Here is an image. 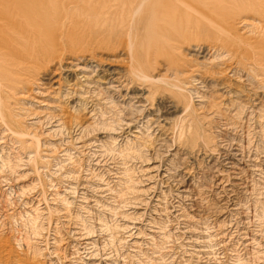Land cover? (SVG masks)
<instances>
[{
    "label": "rangeland",
    "instance_id": "obj_1",
    "mask_svg": "<svg viewBox=\"0 0 264 264\" xmlns=\"http://www.w3.org/2000/svg\"><path fill=\"white\" fill-rule=\"evenodd\" d=\"M19 2L0 24L42 64L2 94L0 264H264V0Z\"/></svg>",
    "mask_w": 264,
    "mask_h": 264
},
{
    "label": "bare ground",
    "instance_id": "obj_2",
    "mask_svg": "<svg viewBox=\"0 0 264 264\" xmlns=\"http://www.w3.org/2000/svg\"><path fill=\"white\" fill-rule=\"evenodd\" d=\"M211 1H215V2H217V0H202V1H199V0H193V2H195V3H201L202 2V4L203 5H211L210 4V2ZM218 2H219V0H218ZM220 4L222 3V2H219ZM21 4H20V2H19V0H15L14 2L13 1H9V0H0V14H1V18H4L5 16H7L8 14H9V12H10V8L11 7H19ZM244 7V6H243ZM16 25L15 24H0V126L2 125L3 126V129H2V131H4V132H8V134L9 135H11L12 136V139H11V142L10 143H12V144H17V147H19L18 145H21V146H23L25 143H23L22 142V140L24 141L25 140V138H26V136L25 135H23L24 134V130H21V127H20V123H19V120H20V118L18 117L19 115H17V114H15V112H13L10 108H8V107H5V106H3V97H2V94L4 93V91H12V90H15L18 86H19V88H20V85L22 86V87H24V84H25V78H26V75H27V73H28V71L29 70H31V69H33V68H36V69H39V67L41 66V64L42 63H40V59H37L36 58V55L34 54H32L33 52H38V49L34 46V43L36 42V40L38 39L37 37H29V35H20V33H18V32H16L13 28L15 27ZM249 32V31H248ZM251 32V31H250ZM249 32V33H250ZM226 38V37H225ZM236 41V40H235ZM240 43V42H239ZM226 44V43H225ZM33 45V46H32ZM28 46H30V47H32V51L33 52H31V51H29V53H28V56H27V59H25L26 60V63H28L30 66L29 67H23V66H21V65H19V64H17V62L16 61H18V60H22L23 59V57L21 56V49L22 48H28ZM26 50V49H25ZM25 50H24V52H25ZM204 49L203 48H200V47H198L197 49H195L194 51H196L197 53H202V52H204L203 51ZM220 50V49H219ZM214 51V50H213ZM243 53V52H242ZM203 54V53H202ZM212 54V53H211ZM199 56V55H198ZM201 56V55H200ZM254 56V55H253ZM90 59V58H89ZM214 59V58H213ZM222 59V58H221ZM254 59H255V57H254ZM258 59H263V58H258ZM79 60V59H78ZM216 60V59H215ZM223 60V59H222ZM82 61V60H81ZM81 61H80V63H81ZM18 63H20V62H18ZM260 63V64H259ZM259 63H257V64H259V66L262 64L261 62H259ZM83 64V63H82ZM71 65V67L72 68H74L73 70V72H76V73H79V74H83V73H86V72H89V70L87 69L88 67H89V65L86 63V64H83L82 66H80V65H78V64H70ZM264 65V64H263ZM262 66V65H261ZM249 69H251V72H252V68H249ZM57 70H60V69H57ZM56 69H55V71L54 72H52V71H50V72H48L46 69L44 70V72H43V75H42V77H41V82H48V89H50V87L51 86H54V85H57V87L58 88H62L61 87V80H62V78H61V76L60 75H57V71ZM98 70V69H97ZM264 70V69H263ZM62 71H66V69L64 70V68H63V70ZM70 71V70H69ZM96 71V70H95ZM113 71V70H112ZM52 72V75L51 76H49L50 75V73ZM115 72V74L116 73H118L117 71H114ZM251 72H249V73H251ZM72 73V72H71ZM70 72H69V74H71ZM75 73V74H76ZM113 73V72H112ZM253 73V72H252ZM255 73V72H254ZM91 74V73H90ZM114 74V73H113ZM114 74V75H115ZM256 75H257V73H256ZM255 75V76H256ZM264 75V74H263ZM34 76V75H33ZM44 76H46L47 78H44ZM66 76V75H65ZM68 76V75H67ZM162 76V75H161ZM171 76V75H170ZM254 75H253V77H255ZM58 77V78H57ZM63 77V76H62ZM166 77V76H165ZM168 77V76H167ZM78 78V77H77ZM76 78V79H77ZM121 78V77H120ZM116 79V78H115ZM115 79H113V78H110V79H107V85H108V87H107V90H115V89H117V88H119L118 86H116L117 84H118V82H115L114 80ZM118 79V78H117ZM157 79H160V77L159 78H157ZM165 79V78H164ZM66 80V79H65ZM73 80V79H72ZM74 81H75V79H74ZM157 81V80H156ZM162 81H164V80H162ZM264 81V80H263ZM67 83H70L71 81H66ZM76 82V81H75ZM168 82V81H167ZM204 82V81H203ZM165 83V82H164ZM199 83V82H198ZM205 83V82H204ZM203 83V84H204ZM38 84H39V82H38ZM44 84V83H43ZM43 84H41V86L43 85ZM73 84H75L74 82H72V84L71 85H73ZM116 84V85H115ZM120 84V83H119ZM201 84V83H200ZM36 86H38L37 84H35ZM40 85V84H39ZM69 84H67L66 86H68ZM78 85V84H77ZM122 85H123V83H122ZM40 86V87H41ZM46 86V85H45ZM70 86V85H69ZM124 86V85H123ZM215 86V85H214ZM56 87V88H57ZM122 87V86H121ZM224 87H225V85H224ZM36 88V87H35ZM71 88V87H70ZM74 88V87H73ZM226 88H227V86H226ZM226 88H220L221 89V91L222 90H228V89H226ZM54 89V88H53ZM52 89V90H53ZM63 89V88H62ZM82 89V88H81ZM80 89V90H81ZM38 90V89H37ZM46 90V89H45ZM51 90V89H50ZM65 90V89H64ZM67 90H68V88H67ZM66 90V91H67ZM69 90H71V89H69ZM79 90V89H78ZM123 90H124V88H123ZM47 91H49V90H46V92ZM119 91V90H118ZM118 91L116 90L115 92H117L118 93ZM13 92V91H12ZM12 92H10V93H12ZM77 92V91H76ZM79 92V91H78ZM83 92V91H82ZM107 92V91H106ZM110 92H112V91H110ZM120 92V91H119ZM219 92V91H218ZM223 92V91H222ZM225 92V91H224ZM223 92V93H224ZM228 92V91H227ZM233 92V91H232ZM26 93V92H25ZM30 93V92H29ZM87 93V92H86ZM86 93H84V94H86ZM125 93V92H124ZM226 93V92H225ZM125 94H127V93H125ZM232 94V93H231ZM4 95V94H3ZM62 95V94H61ZM69 95V91H68V94H67V96ZM70 95H72V94H70ZM80 95H82V94H80ZM137 95V94H136ZM5 96V95H4ZM83 96V95H82ZM124 96V95H123ZM8 97V96H7ZM66 96H64L63 98H65ZM68 97H70V96H68ZM129 97V96H128ZM78 98V97H77ZM82 98V97H81ZM81 98H80V100H81ZM84 98V97H83ZM234 98V97H233ZM66 99H67V97H66ZM66 99H64V101L66 100ZM69 99V98H68ZM128 99H131V100H134V98L132 97V96H130ZM142 99V98H141ZM235 99V98H234ZM77 100V99H76ZM78 100H79V98H78ZM111 100V99H110ZM142 101V100H141ZM237 101V100H236ZM74 102V101H73ZM81 102H82V100H81ZM80 102V103H81ZM85 102H86V100H85ZM85 102H83V103H85ZM240 102V101H239ZM131 103V102H130ZM237 103V102H236ZM79 104V103H78ZM112 104V103H111ZM235 104V103H234ZM17 105V104H16ZM77 104H75V106H76ZM113 105V104H112ZM116 105V104H115ZM115 105H114V107H115ZM79 106V105H78ZM83 107V106H82ZM111 107V106H110ZM242 107V106H241ZM87 108V107H86ZM130 108V107H129ZM135 108V107H134ZM143 108V107H142ZM239 108H240V106H239ZM74 109V108H73ZM79 109V108H78ZM83 109H85V108H83ZM131 110H133V109H131ZM79 111V110H78ZM78 111H76V112H78ZM84 111V110H83ZM83 111L81 110V112L83 113ZM86 111H87V109H86ZM133 111H135V110H133ZM20 111H18V113H19ZM75 112V113H76ZM80 111H79V113H81ZM85 112V111H84ZM122 112V111H121ZM172 112V111H171ZM89 113V112H88ZM261 113V112H260ZM134 114V113H133ZM217 114V113H216ZM215 114V115H216ZM59 115V114H58ZM79 115V114H78ZM264 115V114H263ZM22 116V115H21ZM20 116V117H21ZM76 116H77V113H76ZM217 116H219V115H217ZM48 117V116H47ZM49 117H50V115H49ZM47 118V120L48 119H52V121H53V118L51 117V118ZM22 118V117H21ZM70 119L72 118V116L71 117H69ZM74 118V117H73ZM77 118V117H76ZM75 118V119H76ZM79 118V117H78ZM220 118V117H219ZM46 119V118H45ZM54 119H56V117L54 118ZM70 119H69V122H70ZM60 120L61 119H56V123H58V124H60L59 122H60ZM262 120V119H261ZM43 121H44V119H43ZM43 121H41L40 123H42ZM68 121V120H67ZM77 121H79V119L77 120ZM63 123H64V121H62ZM71 122H72V119H71ZM71 122H70V124H71ZM76 122V121H75ZM136 122V121H135ZM46 123V122H45ZM48 123H49V121H48ZM78 124H77V126H79V122H77ZM117 123V122H116ZM115 123V124H116ZM122 122H119V124H116V125H120ZM132 123H134V122H132ZM43 124V123H42ZM49 124H51V123H49ZM58 124H56V125H58ZM62 124V123H61ZM60 124V125H61ZM149 124V123H148ZM64 125H65V123H64ZM88 125H91V123L90 124H88ZM59 126V125H58ZM58 126H57V128H58ZM62 126H63V124H62ZM70 126V125H69ZM76 126V125H75ZM92 126V125H91ZM126 126V125H125ZM227 126V125H226ZM64 128L63 129H65V127L66 126H63ZM71 127V126H70ZM86 127H88V126H86ZM114 127V126H113ZM113 127H112V129H113ZM79 128H80V130L81 129H85V128H83L82 126H79ZM119 127L117 126V129H118ZM124 128V127H123ZM147 128H148V126H147ZM28 129V128H27ZM26 129V130H27ZM75 129V128H74ZM116 129V128H115ZM122 129V128H121ZM57 130V129H56ZM60 130H61V128H60ZM66 130V129H65ZM64 130V131H65ZM68 130V129H67ZM66 130V131H67ZM147 130V129H146ZM149 130V129H148ZM58 131V130H57ZM57 131H55V132H57ZM69 131V130H68ZM83 132H84V130H82ZM158 131V130H157ZM3 132V133H4ZM112 132H114V131H111V133ZM117 132V131H116ZM255 132V131H254ZM3 133H1V134H3ZM110 133V132H109ZM110 133V134H111ZM146 133V132H145ZM261 133V132H260ZM5 135V133L2 135V137ZM31 135V134H30ZM148 135V134H147ZM223 135V134H222ZM1 136V135H0ZM27 136H29V135H27ZM32 136V135H31ZM35 136V135H34ZM150 136V135H149ZM10 137V136H9ZM159 137V136H158ZM32 138V137H31ZM149 138V137H148ZM200 138V137H199ZM1 139V138H0ZM34 139V138H33ZM149 139H151V138H149ZM159 139V138H158ZM8 140V139H7ZM109 140L110 141H112L110 144H111V146L113 145H115L114 143V140L112 139V137H110L109 138ZM109 140H105V141H109ZM161 140V142H162V140L163 139H160ZM10 141V140H9ZM109 141V142H110ZM157 141H159V140H157ZM3 142H5V141H3ZM109 142H106V144L108 143L109 144ZM127 142V141H126ZM1 143H2V139H1ZM105 142H103V144H104ZM157 143V142H156ZM159 143V142H158ZM157 143V144H158ZM162 144H163V142H162ZM162 144H160L159 143V146H162ZM195 144H197V143H195ZM194 144V145H195ZM30 144H28V146H29ZM32 145V144H31ZM166 145V144H165ZM25 146H27V145H25ZM27 146V147H28ZM107 146V145H106ZM105 146V147H106ZM110 146V147H111ZM127 146V147H126ZM158 146V147H159ZM197 145H195L194 147H196ZM250 146V145H249ZM10 147H11V145H10ZM30 147V146H29ZM34 147V146H33ZM109 147V148H110ZM125 147H126V149H124V151H125V153H127V154H130L131 152L133 153H135L136 151H138V150H142L141 148H143L139 143L138 144H136V143H134V144H129V142L126 144L125 143ZM124 147V148H125ZM13 148V147H12ZM115 148V147H114ZM14 149H16V148H14ZM13 149V150H14ZM18 149V148H17ZM23 149V148H22ZM113 149V147L111 148V150ZM20 150V149H19ZM131 150H135V151H131ZM10 151V150H9ZM123 151V152H124ZM126 151H131L130 153L129 152H126ZM22 153V152H21ZM36 153V152H35ZM118 153H122V151L121 152H118ZM178 153V152H177ZM176 153V154H177ZM184 153V152H183ZM186 153V152H185ZM25 154V153H24ZM23 154V155H24ZM27 154V153H26ZM190 154V153H189ZM35 155V154H34ZM123 154H121L120 156H122ZM125 155V154H124ZM123 155V156H124ZM184 155V154H183ZM182 155V156H183ZM187 155H188V153H187ZM28 156V155H27ZM186 156V155H185ZM223 156V155H222ZM36 157H37V154H36ZM189 157V156H188ZM17 158H18V156H17ZM29 158H31V157H29ZM227 158V157H226ZM19 159V158H18ZM40 159V158H39ZM20 160V159H19ZM18 160V161H19ZM29 160V159H28ZM36 160V159H35ZM30 161V160H29ZM33 161V160H32ZM185 161V160H184ZM42 162V161H41ZM21 164V163H20ZM15 167L16 166H19L18 164L17 165H14ZM13 166V167H14ZM181 166V165H180ZM14 167V168H15ZM13 168V169H14ZM17 168V167H16ZM181 169H183V168H181ZM187 171V170H186ZM167 173V172H166ZM186 173V172H185ZM184 174V173H183ZM189 174V173H188ZM182 175V174H181ZM186 175V174H185ZM184 176V175H183ZM182 178V177H181ZM179 179V178H178ZM180 180V179H179ZM183 180V179H182ZM181 181V180H180ZM130 182V181H129ZM129 182H127V184L129 183ZM181 182H183V181H181ZM181 182H180V184H181ZM130 183H132V182H130ZM179 182L177 181V184H178ZM186 184V183H185ZM183 185H184V183H183ZM182 186V185H181ZM126 187V186H125ZM187 187V186H186ZM127 190L126 191H129L130 189H131V187L128 185L127 187ZM184 188V187H183ZM133 190V189H132ZM127 206V205H126ZM32 224H34V223H32ZM31 224V225H32ZM33 226V225H32ZM31 226V227H32ZM90 232V231H89ZM26 240V239H25ZM3 241H7V240H3ZM18 242V241H17ZM1 243V242H0ZM5 243V242H4ZM4 243L2 242L1 244H3L4 245ZM1 244H0V246H1ZM6 246V245H5ZM4 246V247H5ZM8 246V245H7ZM21 246V245H20ZM9 247H11L10 245H9ZM24 247H28V245L26 246H24ZM2 250H4L5 251V249H3V248H1ZM10 248H8L7 250H9ZM2 250H0V252L2 251ZM20 250V249H19ZM26 250V249H25ZM28 250V249H27ZM8 252V251H7ZM2 253V252H1ZM21 253V252H20ZM7 254V253H6ZM5 253H4V255H6ZM17 254V253H16ZM2 255V254H1ZM0 255V256H1ZM25 255V254H24ZM26 256V255H25ZM4 257V256H3ZM9 257V256H8ZM21 257H22V255H21ZM24 257V256H23ZM27 258H28V256H26ZM2 258V257H1ZM0 258V259H1ZM5 258V259H4ZM3 258V260H0V263H2L1 261H4V260H6L7 259V257H4ZM17 258H18V255H17ZM16 257L14 258L15 260L17 259ZM13 259V260H14ZM18 260V259H17ZM17 260H16V262H17ZM19 260H22V259H20V257H19ZM6 261H8V260H6ZM5 261V262H6ZM11 261V260H10ZM25 261V260H24ZM23 260L21 261L22 262V264H23V262H24ZM4 263V262H3ZM7 263V262H6ZM24 263H26V262H24ZM27 263H28V261H27ZM19 264V263H18Z\"/></svg>",
    "mask_w": 264,
    "mask_h": 264
}]
</instances>
